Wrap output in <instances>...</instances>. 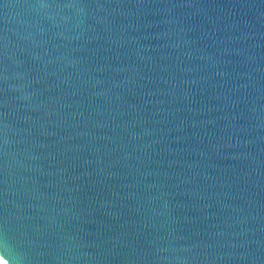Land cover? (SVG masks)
<instances>
[{
	"label": "water",
	"instance_id": "1",
	"mask_svg": "<svg viewBox=\"0 0 264 264\" xmlns=\"http://www.w3.org/2000/svg\"><path fill=\"white\" fill-rule=\"evenodd\" d=\"M0 264H264V0H0Z\"/></svg>",
	"mask_w": 264,
	"mask_h": 264
}]
</instances>
